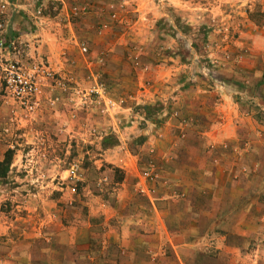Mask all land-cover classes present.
Returning <instances> with one entry per match:
<instances>
[{
	"label": "rangeland",
	"instance_id": "obj_1",
	"mask_svg": "<svg viewBox=\"0 0 264 264\" xmlns=\"http://www.w3.org/2000/svg\"><path fill=\"white\" fill-rule=\"evenodd\" d=\"M50 1L45 12L54 15L58 3ZM125 1V9L114 7L110 15L112 49L106 41L110 25L99 24L95 27L96 35L105 43L101 48L82 44L86 51H82L66 74L57 72L45 58L31 60L28 45L20 43L25 51L22 62L28 67L38 65L46 69L47 74L40 83V88L51 89V98L46 104L53 111L59 107L70 132L66 139L61 137L62 127L57 124L48 132L32 131L30 136H23L29 130L33 115L41 109V102L38 110L31 113L10 98L19 110L14 115L10 113L6 120L10 128H5L4 133L12 135L6 149L13 150L14 155L8 177L0 181L1 193L5 195L0 211L9 219H27L32 210L31 221L41 223L48 217L46 214L59 211L65 217L62 225L67 228L79 226L83 220L104 231L109 226L120 227L128 222L150 228L153 220L142 223L139 216L141 212L151 214L146 187L135 183L131 191L125 192L131 197L129 202L117 199L124 194L121 183L127 175L112 164V152L123 147L139 153L153 132L159 130L164 119L160 115L166 110L183 127L194 122L178 115L170 103L159 101L160 94L150 96L159 88L158 84L147 82L151 66L142 57L146 53L154 65L169 56L179 58L183 67L176 76L177 90L173 93L177 96L194 92L211 96L213 90L223 92L239 104L246 117L264 128V54L257 64L261 66L259 73H247L248 54L264 53V0H121V4ZM138 3L141 11H134L132 6L136 9ZM124 16L130 24L120 23ZM0 97L9 98L4 90L0 91ZM169 99L172 102L173 98ZM125 108L129 117L118 118V114L124 115ZM116 128L122 133L118 134ZM148 130L151 135L143 134L142 131ZM73 165L79 166L75 177L71 174ZM151 169L146 170L150 176L144 175V178L150 188L157 190L160 178ZM179 199L181 195L160 202L162 210L172 213L162 219L168 228L188 222L175 217L176 209L181 207ZM233 205L236 212L241 203ZM112 212L119 216L112 217ZM132 213H137V217L126 219ZM232 218L237 219L236 215ZM219 223L220 220L216 225ZM216 225L208 235L213 243L215 237H220ZM98 235L97 244L102 246L103 236ZM148 239L153 241L151 236ZM261 245L260 251L252 245L243 252L247 256L256 252L264 256V240ZM61 246L60 258L64 254L66 259L68 247ZM206 253L216 257L218 251L207 248Z\"/></svg>",
	"mask_w": 264,
	"mask_h": 264
},
{
	"label": "crops",
	"instance_id": "obj_2",
	"mask_svg": "<svg viewBox=\"0 0 264 264\" xmlns=\"http://www.w3.org/2000/svg\"><path fill=\"white\" fill-rule=\"evenodd\" d=\"M8 1L7 38L26 43L31 60L45 58L52 68L63 74L78 61L82 44L101 48L105 43L96 35L95 27L99 24L110 25L106 41L112 49V8H126V1L121 4V0H54L58 3V11L48 15L45 9L50 0ZM141 8L140 3L136 9L132 6L134 11H141ZM119 21L131 23L126 16ZM263 54L250 53V58L245 57L250 63L248 74L259 73L261 66L257 64L262 61ZM142 57L151 66L147 82L152 81L159 88L150 96L160 94L159 101L170 103L178 115L194 122L183 127L180 120L166 110L160 115L164 119L158 131L153 135L149 130L142 131L151 136L139 153L123 147L112 152V164L127 175L121 183L124 194L117 199L129 202L131 197L125 192L131 191L135 183L146 187L151 214L141 212L139 216L142 223L153 220L150 228L128 222L120 227L109 226L104 231L84 220L79 226L67 228L62 225L65 217L59 211L46 214L48 217L41 223L31 221L32 210L27 219L15 220L0 211V264H264L260 252L252 256L243 252L252 245L257 251L263 248L264 128L246 117L239 104L223 92L213 90L211 96L194 92L183 97L173 93L177 90L176 76L183 67L179 58L169 56L154 65L147 53ZM39 92L41 109L33 115L29 130L22 135L30 136L32 131L48 132L58 124L63 131L61 137L66 139L70 127L65 114H61L59 107L53 111L46 104L51 98V89L45 86ZM169 98H173L172 102ZM147 107L145 105V109ZM17 109L12 99L0 97V162L7 150L6 142L12 136L4 133L8 127L6 120L11 112L16 114ZM124 110V115L118 114V118L129 117L127 108ZM116 132L122 133L117 128ZM150 168L157 171L155 175L160 178L157 190L150 188L144 178ZM1 192L0 204L5 198ZM180 195L181 207L176 209L175 217L188 219V222L168 228L162 219L172 213L162 210L160 202L174 200ZM234 202L241 203L236 212ZM111 214L119 216L116 212ZM134 217L137 213L127 215L126 219ZM218 220L219 226L216 225ZM214 225L220 229L216 230L220 237H215V243L208 239ZM99 233L103 236L102 246L97 244ZM40 237L42 240L36 239ZM63 244L68 247L66 259L64 254L60 258ZM201 246V250L196 249ZM207 248L218 251L217 256L210 257Z\"/></svg>",
	"mask_w": 264,
	"mask_h": 264
},
{
	"label": "built area",
	"instance_id": "obj_3",
	"mask_svg": "<svg viewBox=\"0 0 264 264\" xmlns=\"http://www.w3.org/2000/svg\"><path fill=\"white\" fill-rule=\"evenodd\" d=\"M10 3L8 0H0V80L3 83L4 92L7 97L14 99L28 112H35L40 106L38 94L40 83L46 69L34 65L28 67L22 62L24 50L20 43L9 40L6 36V17L8 15ZM82 51H86L82 47ZM115 104L112 103V107ZM79 171L78 165L71 167L73 177ZM147 177L150 174H145ZM75 191V189H73Z\"/></svg>",
	"mask_w": 264,
	"mask_h": 264
},
{
	"label": "trees",
	"instance_id": "obj_4",
	"mask_svg": "<svg viewBox=\"0 0 264 264\" xmlns=\"http://www.w3.org/2000/svg\"><path fill=\"white\" fill-rule=\"evenodd\" d=\"M147 110V109H146ZM13 150L6 151L4 159L0 162V181L6 179L13 163Z\"/></svg>",
	"mask_w": 264,
	"mask_h": 264
}]
</instances>
